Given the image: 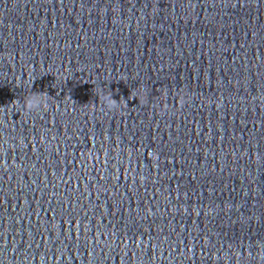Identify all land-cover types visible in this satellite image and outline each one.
I'll list each match as a JSON object with an SVG mask.
<instances>
[{
    "label": "water",
    "instance_id": "1",
    "mask_svg": "<svg viewBox=\"0 0 264 264\" xmlns=\"http://www.w3.org/2000/svg\"><path fill=\"white\" fill-rule=\"evenodd\" d=\"M0 264H264V0H0Z\"/></svg>",
    "mask_w": 264,
    "mask_h": 264
}]
</instances>
